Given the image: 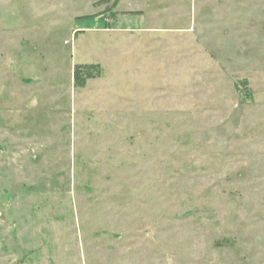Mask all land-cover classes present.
Returning <instances> with one entry per match:
<instances>
[{
	"label": "rangeland",
	"instance_id": "rangeland-1",
	"mask_svg": "<svg viewBox=\"0 0 264 264\" xmlns=\"http://www.w3.org/2000/svg\"><path fill=\"white\" fill-rule=\"evenodd\" d=\"M0 264H264V0H0Z\"/></svg>",
	"mask_w": 264,
	"mask_h": 264
},
{
	"label": "trees",
	"instance_id": "trees-1",
	"mask_svg": "<svg viewBox=\"0 0 264 264\" xmlns=\"http://www.w3.org/2000/svg\"><path fill=\"white\" fill-rule=\"evenodd\" d=\"M101 68L98 63H79L74 67V86L85 87L88 80L100 74Z\"/></svg>",
	"mask_w": 264,
	"mask_h": 264
}]
</instances>
